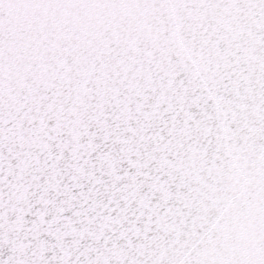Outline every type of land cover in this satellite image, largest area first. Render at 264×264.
<instances>
[{"label":"snow or ice","instance_id":"1","mask_svg":"<svg viewBox=\"0 0 264 264\" xmlns=\"http://www.w3.org/2000/svg\"><path fill=\"white\" fill-rule=\"evenodd\" d=\"M0 264H264V0H0Z\"/></svg>","mask_w":264,"mask_h":264}]
</instances>
